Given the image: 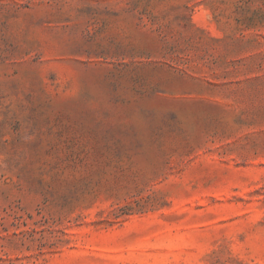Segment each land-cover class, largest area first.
I'll use <instances>...</instances> for the list:
<instances>
[{
    "label": "rangeland",
    "instance_id": "374dc122",
    "mask_svg": "<svg viewBox=\"0 0 264 264\" xmlns=\"http://www.w3.org/2000/svg\"><path fill=\"white\" fill-rule=\"evenodd\" d=\"M0 264H264V0H0Z\"/></svg>",
    "mask_w": 264,
    "mask_h": 264
}]
</instances>
